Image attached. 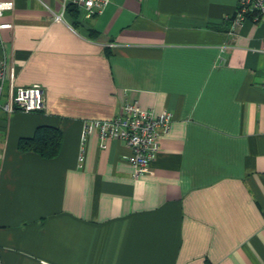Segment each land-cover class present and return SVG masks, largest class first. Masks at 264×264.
I'll list each match as a JSON object with an SVG mask.
<instances>
[{"label": "crops", "instance_id": "1", "mask_svg": "<svg viewBox=\"0 0 264 264\" xmlns=\"http://www.w3.org/2000/svg\"><path fill=\"white\" fill-rule=\"evenodd\" d=\"M0 57L45 109L0 111V264H264V24L231 29L237 0H111L100 15L13 0ZM128 101L172 114L156 160L85 120ZM39 127L58 155L18 149Z\"/></svg>", "mask_w": 264, "mask_h": 264}, {"label": "built area", "instance_id": "2", "mask_svg": "<svg viewBox=\"0 0 264 264\" xmlns=\"http://www.w3.org/2000/svg\"><path fill=\"white\" fill-rule=\"evenodd\" d=\"M61 14H54L56 21L62 20L66 7L72 4L79 8L86 17L100 15L111 0H58ZM13 0H0V37L3 30H11L13 24L5 21L7 12L14 11ZM246 20L264 24V0H237L231 29L235 31ZM14 64L6 57H0V111L7 114L20 111L23 113L41 112L45 109L44 89L40 84L31 86L16 85ZM172 123V114L163 110L156 116L151 110H142L136 101L125 102L119 113L111 120H85L81 134V148L78 167L85 161L86 144L91 135L96 134L100 146L105 147L108 140L125 143L130 150L128 163L133 168V176L146 174L156 160L159 142L167 134Z\"/></svg>", "mask_w": 264, "mask_h": 264}, {"label": "trees", "instance_id": "3", "mask_svg": "<svg viewBox=\"0 0 264 264\" xmlns=\"http://www.w3.org/2000/svg\"><path fill=\"white\" fill-rule=\"evenodd\" d=\"M65 13L76 19L83 12L76 6L69 4ZM60 132L52 127H39L32 138L19 140L18 149L22 152H32L45 159H53L59 153Z\"/></svg>", "mask_w": 264, "mask_h": 264}]
</instances>
